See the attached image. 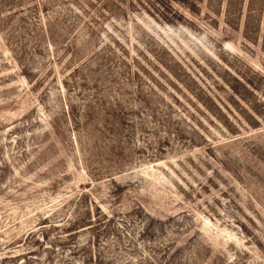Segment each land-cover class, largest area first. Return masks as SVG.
<instances>
[{"label": "rangeland", "instance_id": "rangeland-1", "mask_svg": "<svg viewBox=\"0 0 264 264\" xmlns=\"http://www.w3.org/2000/svg\"><path fill=\"white\" fill-rule=\"evenodd\" d=\"M0 264H264V0H0Z\"/></svg>", "mask_w": 264, "mask_h": 264}]
</instances>
